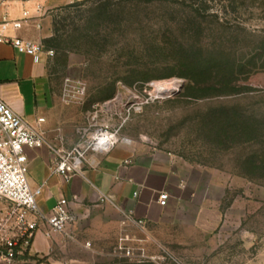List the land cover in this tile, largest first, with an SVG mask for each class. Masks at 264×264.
Here are the masks:
<instances>
[{
    "label": "rangeland",
    "instance_id": "374dc122",
    "mask_svg": "<svg viewBox=\"0 0 264 264\" xmlns=\"http://www.w3.org/2000/svg\"><path fill=\"white\" fill-rule=\"evenodd\" d=\"M50 31L36 41L53 52L38 97L64 133L55 150L108 127L117 144L172 154L193 192L141 233L131 264H264V181L241 169L264 141L221 142L208 127L220 115L264 120V0H104L57 10ZM191 60L227 63L225 79L244 91L203 94L181 76ZM165 84L178 92L163 94ZM201 207L220 212L215 229L196 222ZM28 254L5 264H49Z\"/></svg>",
    "mask_w": 264,
    "mask_h": 264
},
{
    "label": "crops",
    "instance_id": "0c3cea01",
    "mask_svg": "<svg viewBox=\"0 0 264 264\" xmlns=\"http://www.w3.org/2000/svg\"><path fill=\"white\" fill-rule=\"evenodd\" d=\"M82 1L0 0V22H20L21 28L10 26L7 36L36 42L49 36L53 13ZM45 75L43 62L34 63L12 45L0 43V100L45 138L41 148L26 153L30 186L42 189L37 204L48 213L64 198L76 216L71 227L73 239L61 234L48 236V226L41 222L28 255L49 264H131L148 240L142 239L141 233L162 224L173 208L180 207L179 193L186 192L191 199L193 192L188 191V182L172 154L135 151L127 144H117L103 154L90 153L81 173L68 181L54 174V147H61L57 137L64 133L39 102ZM163 192L169 195L165 207L159 204ZM5 202L0 215L10 208ZM220 217L218 210L201 207L196 222L203 230H212Z\"/></svg>",
    "mask_w": 264,
    "mask_h": 264
},
{
    "label": "built area",
    "instance_id": "2783aa9c",
    "mask_svg": "<svg viewBox=\"0 0 264 264\" xmlns=\"http://www.w3.org/2000/svg\"><path fill=\"white\" fill-rule=\"evenodd\" d=\"M10 26L20 29L22 25L17 21L0 22V43L12 45L37 64L43 62L44 54L53 55L52 51H45L37 42L8 37L6 33ZM118 142L117 131L108 127H101L90 136L83 134L72 150H54L52 172L68 181L73 175L81 173L90 153H107ZM44 144L43 134L0 100V198L7 201L10 207L0 218V264L18 260L29 253L41 222L48 226V236L61 234L69 239L74 238L71 227L76 222V216L70 211L66 200L60 198L50 212L44 213L37 204L42 189H33L27 177L25 149H38ZM168 201L169 195L161 193L159 204L165 207Z\"/></svg>",
    "mask_w": 264,
    "mask_h": 264
},
{
    "label": "trees",
    "instance_id": "16d2710c",
    "mask_svg": "<svg viewBox=\"0 0 264 264\" xmlns=\"http://www.w3.org/2000/svg\"><path fill=\"white\" fill-rule=\"evenodd\" d=\"M104 0H85L78 2L62 9H70L77 5L97 3ZM54 28L56 23H53ZM58 31V30H57ZM56 34V28H55ZM54 38L45 39L43 41L47 47H55ZM212 63V62H211ZM209 61H199L191 60L189 65L186 67L189 70L188 74H182L181 76L189 79L191 84H193L200 92L205 95H222V94H239L244 91L243 88H238V86L233 87L228 79H225L228 73V64L222 63V61H215L214 68L211 67ZM233 75V72L231 73ZM232 88H229L230 86ZM229 92H225V91ZM115 88H111L109 95L106 99H111L114 97ZM253 124L239 123L236 121H231L228 118H224L221 115L215 116L213 120L208 125L209 131L216 139L224 141L236 142H250L256 140L264 141V120L262 122L255 121ZM246 137V138H245ZM264 145V142H263ZM241 169L246 176L251 178H258L264 181V148L261 151H257L247 156L245 160L241 163ZM30 257L27 254L20 259H28Z\"/></svg>",
    "mask_w": 264,
    "mask_h": 264
},
{
    "label": "bare ground",
    "instance_id": "6f19581e",
    "mask_svg": "<svg viewBox=\"0 0 264 264\" xmlns=\"http://www.w3.org/2000/svg\"><path fill=\"white\" fill-rule=\"evenodd\" d=\"M162 90H163V94H167V93H171V94H174L176 93L178 90L176 89V86L172 85V86H167L166 84L165 85H162Z\"/></svg>",
    "mask_w": 264,
    "mask_h": 264
},
{
    "label": "water",
    "instance_id": "95a60500",
    "mask_svg": "<svg viewBox=\"0 0 264 264\" xmlns=\"http://www.w3.org/2000/svg\"><path fill=\"white\" fill-rule=\"evenodd\" d=\"M178 92V91H177Z\"/></svg>",
    "mask_w": 264,
    "mask_h": 264
}]
</instances>
